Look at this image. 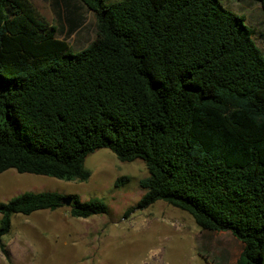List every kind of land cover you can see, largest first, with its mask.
<instances>
[{"label": "trees", "instance_id": "trees-1", "mask_svg": "<svg viewBox=\"0 0 264 264\" xmlns=\"http://www.w3.org/2000/svg\"><path fill=\"white\" fill-rule=\"evenodd\" d=\"M79 1L95 11L97 37L74 51L29 0H0V173L85 181L97 149L142 159L137 208L164 200L201 229L241 241L235 264H264V53L255 29L220 0ZM61 2L70 36L82 19ZM70 197L73 217L109 209ZM64 198L26 191L0 201L2 252L10 254L3 237L13 214L55 210Z\"/></svg>", "mask_w": 264, "mask_h": 264}, {"label": "rangeland", "instance_id": "rangeland-1", "mask_svg": "<svg viewBox=\"0 0 264 264\" xmlns=\"http://www.w3.org/2000/svg\"><path fill=\"white\" fill-rule=\"evenodd\" d=\"M39 17L74 51L87 47L97 37L96 13L79 0L69 7L81 17L80 27L66 36V15L61 0H29ZM245 18L256 31L254 38L264 53V8L260 0H220ZM88 180H64L51 176L0 173V201L26 192L57 191L82 201L100 199L109 209L87 218L73 217L71 205L43 209L29 215H12V227L3 242L10 254L0 249V264H235L243 243L228 231L201 229L193 216L164 200L139 209L145 191L139 181L148 175L142 159L121 161L109 148L91 153L85 162ZM130 181L116 186L118 178ZM1 219V215H0Z\"/></svg>", "mask_w": 264, "mask_h": 264}, {"label": "water", "instance_id": "water-1", "mask_svg": "<svg viewBox=\"0 0 264 264\" xmlns=\"http://www.w3.org/2000/svg\"><path fill=\"white\" fill-rule=\"evenodd\" d=\"M63 201H64V204L71 205L72 198L70 196L65 197Z\"/></svg>", "mask_w": 264, "mask_h": 264}]
</instances>
